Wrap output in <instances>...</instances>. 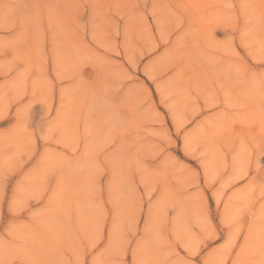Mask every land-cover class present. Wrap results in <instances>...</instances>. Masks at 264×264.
I'll use <instances>...</instances> for the list:
<instances>
[{
	"label": "rangeland",
	"instance_id": "1",
	"mask_svg": "<svg viewBox=\"0 0 264 264\" xmlns=\"http://www.w3.org/2000/svg\"><path fill=\"white\" fill-rule=\"evenodd\" d=\"M0 264H264V0H0Z\"/></svg>",
	"mask_w": 264,
	"mask_h": 264
}]
</instances>
